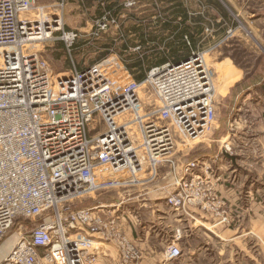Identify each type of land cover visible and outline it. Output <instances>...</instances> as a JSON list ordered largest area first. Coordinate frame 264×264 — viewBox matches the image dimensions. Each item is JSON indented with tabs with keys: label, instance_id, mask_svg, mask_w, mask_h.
I'll return each instance as SVG.
<instances>
[{
	"label": "built area",
	"instance_id": "2783aa9c",
	"mask_svg": "<svg viewBox=\"0 0 264 264\" xmlns=\"http://www.w3.org/2000/svg\"><path fill=\"white\" fill-rule=\"evenodd\" d=\"M50 7L54 15L40 0H0V244L15 225L40 221L14 234L0 264H99L95 245L105 243L120 264H141L121 199L79 208L73 201L153 184L163 165L176 178L171 208L180 207L177 195L206 197L213 179L199 175L197 160L177 170L171 152L176 138L200 139L214 120L208 71L198 73L202 57L191 54L152 67L140 82L111 53L56 74L33 49L61 41L71 56L79 32L63 28L65 0ZM106 28L98 21L92 32ZM145 84L155 102L141 99ZM178 232L163 253L167 261L182 256Z\"/></svg>",
	"mask_w": 264,
	"mask_h": 264
},
{
	"label": "rangeland",
	"instance_id": "374dc122",
	"mask_svg": "<svg viewBox=\"0 0 264 264\" xmlns=\"http://www.w3.org/2000/svg\"><path fill=\"white\" fill-rule=\"evenodd\" d=\"M59 1L40 0V3L51 8L54 15L55 7L50 6ZM64 8L65 31V19L70 21L79 15L92 19V31L98 21H104L107 28L79 37L71 56L61 41L34 48L43 52L54 73L68 72L72 62L79 69L115 53L143 82L152 67L196 54L206 60L215 110L214 120L202 138H176L171 152L177 170L185 161H199L197 168L203 174L199 175L213 179L204 187L206 197L201 192L191 198L177 195L180 207L171 208L167 198L177 192L176 185L173 186L176 178L170 167L163 165L153 184L119 193L88 194L74 200L73 205L90 207L105 196L138 197L132 211L140 222L134 238L143 234V226L147 230L153 227L152 231L158 227L155 219L154 223L148 219L153 217L152 211L170 208L168 225L174 219L180 220L173 221L179 227L183 249L184 261L179 264H264V141L255 135L252 100H237L253 75L264 67V0H134L132 6L126 0H117L111 5L102 2L89 5L82 12L74 0H65ZM59 36L57 33L56 37ZM104 44L109 47L100 48ZM140 97L146 103L156 99L147 84L141 87ZM156 196L161 199L149 202ZM197 221L214 225L212 232ZM38 223V220L26 222L22 228L15 225L0 244V253L12 245L17 231H28ZM95 247L104 256L99 264H120L114 245L105 243Z\"/></svg>",
	"mask_w": 264,
	"mask_h": 264
},
{
	"label": "crops",
	"instance_id": "0c3cea01",
	"mask_svg": "<svg viewBox=\"0 0 264 264\" xmlns=\"http://www.w3.org/2000/svg\"><path fill=\"white\" fill-rule=\"evenodd\" d=\"M138 1L143 2L148 0H138ZM74 2H76L77 5H79V11L82 12V10H85L87 6L89 7V5H97L99 4V2H102L103 4L106 5H111L117 3V0H74ZM65 26H66L65 27L66 31L79 32V37H87L93 29L92 19L88 18L87 16L84 17V15L74 16V18L71 19L70 21L65 19ZM108 47H109L108 44H104L100 48H108ZM245 98L247 99L250 98L252 100V116H253V125L256 132L255 135H257V139L259 141L260 140L264 141V67H261V69L259 68L258 72L253 75L250 85H247L245 89L239 93L237 100L238 99L241 101L246 100ZM183 160H185V158ZM165 187H167V185L160 187L158 189L161 190L164 189ZM120 198L124 202L122 207V214L126 218L125 221L127 222L129 227V235L131 239L134 240V243L141 252V261H140L141 264H179L182 261H184L183 256H182V260L177 259L173 261H167L163 256V253L167 245L173 242L175 239L174 230L176 232L179 229V227L173 223V221L180 222L178 218L174 219L171 222L172 224H170V226L168 225V221L170 220L169 211L170 212L172 211L170 208L169 211L163 210L161 208H158L156 212L152 211L153 217L148 219H150L151 223H154V221L156 220L157 223H155V226L158 227L152 231L153 227H150L147 230L146 227L143 226L142 227V229L144 230L143 234L140 233V235L137 238H134V233L136 232L137 229L136 226L140 222L138 221V217L137 216L135 217V215H133L134 213H132V211L134 209L133 205L136 203L135 201L138 200V197L130 198V195H128L127 198H124L120 195L119 197L116 198L111 196H105L102 198H98V202H101L99 204L109 205L112 204L114 201H119ZM156 199H161V198L159 196H156L155 198L149 199L151 200L149 202L152 203ZM144 205L145 203H143L142 206ZM197 224L202 228L206 229L207 231H211V232L214 226L208 223L207 221H197ZM161 228H162V232L159 231V229ZM168 233L172 235H169ZM176 243L182 250V254H183V249L181 248L182 242L178 240Z\"/></svg>",
	"mask_w": 264,
	"mask_h": 264
},
{
	"label": "bare ground",
	"instance_id": "6f19581e",
	"mask_svg": "<svg viewBox=\"0 0 264 264\" xmlns=\"http://www.w3.org/2000/svg\"><path fill=\"white\" fill-rule=\"evenodd\" d=\"M202 60H203L205 68H204L203 63H202V65H196V71H198V73H200L202 75H205V74H207V71H206L207 70V66H206V63H205L206 60L204 59L203 56H202ZM224 152L227 153L226 150ZM96 250H97V248H96Z\"/></svg>",
	"mask_w": 264,
	"mask_h": 264
},
{
	"label": "trees",
	"instance_id": "16d2710c",
	"mask_svg": "<svg viewBox=\"0 0 264 264\" xmlns=\"http://www.w3.org/2000/svg\"><path fill=\"white\" fill-rule=\"evenodd\" d=\"M180 60H182V59H180ZM176 60H174V61H170V62H175ZM179 61V60H178ZM163 64V63H162ZM141 65V62H138L137 63V66H140ZM157 65H159V64H157ZM142 77H144V75H142L140 78H142ZM137 80H138V78H137ZM99 203H101V202H98V200L95 202V203H93V204H99ZM92 204V205H93Z\"/></svg>",
	"mask_w": 264,
	"mask_h": 264
}]
</instances>
